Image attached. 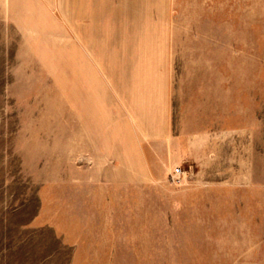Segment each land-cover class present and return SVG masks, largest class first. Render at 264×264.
I'll return each mask as SVG.
<instances>
[{"label": "rangeland", "instance_id": "1", "mask_svg": "<svg viewBox=\"0 0 264 264\" xmlns=\"http://www.w3.org/2000/svg\"><path fill=\"white\" fill-rule=\"evenodd\" d=\"M0 264H264V0H0Z\"/></svg>", "mask_w": 264, "mask_h": 264}, {"label": "built area", "instance_id": "2", "mask_svg": "<svg viewBox=\"0 0 264 264\" xmlns=\"http://www.w3.org/2000/svg\"><path fill=\"white\" fill-rule=\"evenodd\" d=\"M186 173L184 169L180 166L175 169V171L172 174L173 181L176 183H182L185 179Z\"/></svg>", "mask_w": 264, "mask_h": 264}]
</instances>
